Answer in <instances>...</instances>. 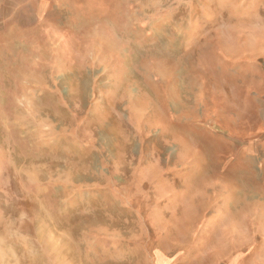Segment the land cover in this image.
Wrapping results in <instances>:
<instances>
[{
	"label": "rangeland",
	"instance_id": "374dc122",
	"mask_svg": "<svg viewBox=\"0 0 264 264\" xmlns=\"http://www.w3.org/2000/svg\"><path fill=\"white\" fill-rule=\"evenodd\" d=\"M263 149L264 0H0V264H197Z\"/></svg>",
	"mask_w": 264,
	"mask_h": 264
},
{
	"label": "crops",
	"instance_id": "0c3cea01",
	"mask_svg": "<svg viewBox=\"0 0 264 264\" xmlns=\"http://www.w3.org/2000/svg\"><path fill=\"white\" fill-rule=\"evenodd\" d=\"M225 153L229 154L228 150L225 151ZM249 156L251 157V155ZM218 158L220 159L221 157ZM253 158H255V160H253L248 170H239V168L243 167H238V161L234 160L231 161L232 163L230 162L231 167L228 168L230 169L229 172L226 171L227 169L224 170L227 174V179H224L226 180L223 181L224 183L216 176L209 182L212 186L214 185L212 189H210L215 195L213 200L217 202L220 197L221 206L216 207L207 228V233L204 235L203 239L198 241L199 250L197 251L196 257H194L195 263L241 264V257H233V251L250 248L255 241L264 238V149L259 151L258 155L253 156ZM221 159L226 160L227 158L224 156ZM219 166L216 164V166L213 167V172H217V170L220 169ZM201 170L202 169L198 170V172L200 173ZM235 174H238L239 177H233ZM234 185L238 187L236 188ZM242 185L243 188H241ZM225 188L227 189L226 192ZM259 188H261V192ZM186 199L187 198H182V203L173 204L165 208L168 210L173 209V211H175L176 208H180L182 211H189V206L193 207L195 202H197L195 204L197 208H193L192 210H196L198 216L200 215L203 217L205 212V208H203V206H205V200L201 197L196 200L195 198L188 197L186 202ZM163 215L165 216V214ZM172 216L174 215L172 214ZM172 216H166L170 218H167L164 223L166 227L165 231L169 232L175 228V231L182 233L184 227L182 228L180 222L177 223L173 221ZM182 216L184 215L182 214ZM261 247L264 248V246ZM167 248V246H160L159 252H167ZM207 249H214V251L221 249L224 250V253L222 256L217 252V255H212L211 257L200 256L205 253ZM253 258L255 259V257H252L245 261L258 264ZM185 261L186 259L184 258V262ZM260 261L264 264V255H262ZM186 263L190 264V261Z\"/></svg>",
	"mask_w": 264,
	"mask_h": 264
}]
</instances>
